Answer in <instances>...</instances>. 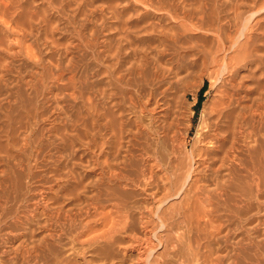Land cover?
<instances>
[{"label": "rangeland", "instance_id": "obj_1", "mask_svg": "<svg viewBox=\"0 0 264 264\" xmlns=\"http://www.w3.org/2000/svg\"><path fill=\"white\" fill-rule=\"evenodd\" d=\"M219 27L245 36L259 64L244 71L242 102L254 106L246 128L264 143L255 107L264 102V0H0V264H264V183L251 187L238 167L200 216L182 195L147 198L138 114L117 81L144 53L178 73L169 109L179 136L190 106L193 124L172 190H187L203 102L216 89L205 79L198 104L199 77ZM156 28L173 41L155 42Z\"/></svg>", "mask_w": 264, "mask_h": 264}, {"label": "bare ground", "instance_id": "obj_2", "mask_svg": "<svg viewBox=\"0 0 264 264\" xmlns=\"http://www.w3.org/2000/svg\"><path fill=\"white\" fill-rule=\"evenodd\" d=\"M234 18L237 19V17L235 16ZM236 19L235 21H237ZM235 25L236 23H234V26ZM237 26L238 25H236V27ZM156 29L153 32L151 30L152 34H155L154 35L155 37L154 38L152 37L155 42H158L160 45L163 46L164 42L168 41L167 39L172 40V37L169 36L170 34H167L166 29H164L166 32L163 30V28L162 29L160 28L163 31H161L160 29H157L160 31H156ZM235 29L237 30V28ZM219 30L217 31L215 50H214L213 55L211 56L210 66L207 70L203 69L204 71L201 72L200 77H199L200 87L203 85L205 79H208L211 83L210 86H212V88L214 86V88L216 89L214 90V94L212 95L211 100L206 101L207 100L206 99L203 102L204 107H203L202 114H201V120H203L202 118H205V120L201 121L202 124H200V126L198 127L196 131L197 133L195 136L200 137V138L198 137L199 139L196 138L198 139L196 140L198 141V147L195 148V150L193 151L191 150L192 152L190 151L191 153L189 154V157L191 159V164L189 167V174L187 176V179L185 180L187 181L186 183L188 186L187 190H182L183 189L182 188L177 193H174L172 190V188H174L173 185L175 182V178L177 176L175 172L179 171L183 167V161L181 159L182 158L181 156L184 155L185 153L184 149L186 148L187 137L189 136V133H190L189 131L191 129V124H193L191 122L193 109H192V106H190L188 107L190 110L189 115L186 114L189 117L188 119H186L187 120L186 122L188 123H187V128L185 130V134L184 135L182 134V136L181 135L179 136L177 133L178 128L176 131V123H178L176 121L178 119L175 121L178 115L175 117L173 111H172L173 113L171 114L170 110L172 109H169V103L172 99L171 98L172 96L169 95V97L171 96L170 97L171 99L168 97L169 98L168 100L167 93H168V89L170 88V85L172 84V82L174 80H177L176 78L178 77V73L176 74V71L171 70L170 67L163 66L159 62V60H157L156 57L152 56V54L148 55L147 53H144L140 56L139 61H137L133 65L131 64V68H132V69L130 68L132 70L131 76H129V74L126 76V78H123L124 76L123 77L117 76L118 77L117 81H120V82L123 81L125 85L127 86V87L125 86L126 87L125 96L127 95L129 102L131 103L132 107H134L135 109V113L138 114L137 121L139 122L136 123L135 133L141 136V138L143 139L142 142L144 144L142 145L143 147L140 148L142 149L141 167L139 171L136 172L138 173L137 181L139 182V185L141 186V190L143 191L144 195L147 196V198L152 199V201L154 202L155 201L162 202L163 204H165L164 203L165 201L173 197L182 195L186 197L185 199H188V201H190L192 205L191 208H188V209L191 212L194 211L197 214L199 213V216H200V213H206L207 210L210 211L211 209H214V208H211L210 206L214 203L213 202L211 204L212 199L215 200L214 198H216L217 196L218 198H220L219 196L222 197V195L225 194V190H226L225 188L227 187V184H229V182L231 181L233 174L236 173V169L238 167L239 168L243 167L245 174H244V177L242 178H244V181L248 183L250 186L252 185L251 187L255 185L256 188H258L259 187L258 185L260 183L261 184L264 183V143L259 142L258 144H256L257 143V142L255 143L256 137L254 136L253 138V134H251L253 133L252 132L253 129L250 130L246 128V125L244 124L245 122L244 120L246 119L245 117L248 116L247 113L250 112L251 110L249 107L252 106L253 104L248 107L246 105L244 106L243 105L244 103L242 102L243 97L247 96L246 94H244V91H246L245 88L249 87V86H246L247 85L246 83H244L245 81L244 71L246 69H248L249 71V68L251 66L254 69L253 71H256L259 64L253 62L250 59L251 56L249 55V52L245 47L246 45H248V43L246 44V42L248 41L245 40V36L243 40L241 39L243 38L242 35H240L241 37L239 36V38L237 37L233 38L234 34L231 36V35H228V33L223 32L221 28ZM173 39L174 41H176L175 38ZM206 51L210 52V49L209 50L206 49ZM202 56H203L202 61H205L204 55ZM206 57L208 58L207 55ZM202 58L200 57V59ZM129 72L131 71L129 70ZM246 74L247 73H245V75ZM253 74H256V73L253 72ZM177 83H179L178 80L176 84ZM172 90L170 92H172ZM260 102L261 101H259L255 107L257 108V110H259L258 114L261 116V118L264 119V110L262 111V108L264 107V104H263L264 102L263 103H260ZM251 113L253 114V112ZM252 114H249V115H252ZM143 119H146V122L145 121L143 122ZM243 124L245 125L244 128H243ZM245 128L248 129L249 131L244 130ZM245 131H248V133ZM132 132L133 131H131V134ZM135 133L132 135L134 136ZM249 138L253 140V142ZM162 148H164L166 150L165 152H167L166 160L162 159L163 157H161ZM161 169H164V170L162 171ZM191 172H194V173H191ZM190 173L194 175L190 176ZM208 175L212 176L211 177L212 182L215 181L213 182L214 183L213 186L215 187L208 186L207 181H204V179L207 178ZM238 175H235V176H238ZM235 178L239 179L237 177ZM121 179H125V178H121ZM242 180L243 179H241V181ZM135 183L136 182H134V184ZM183 186L185 187V185ZM251 187L246 190H250L248 192H253L254 194L255 192L251 189ZM256 188H255V191H256ZM166 209L168 208L167 207L164 209L162 208V211L164 212V210ZM185 209H187V207ZM116 223L117 222L115 221V225H111L110 227L117 226ZM110 227L109 229L111 230H109V232L111 233V231H114V229L112 230V228ZM106 230L108 229L106 228ZM105 234L106 232L103 233V235ZM103 235L101 234L100 237L103 238L104 237ZM93 239H97V238L95 237ZM140 247H141V244H140ZM136 251L139 254V258L141 259L143 257V250L136 248Z\"/></svg>", "mask_w": 264, "mask_h": 264}, {"label": "trees", "instance_id": "obj_3", "mask_svg": "<svg viewBox=\"0 0 264 264\" xmlns=\"http://www.w3.org/2000/svg\"><path fill=\"white\" fill-rule=\"evenodd\" d=\"M204 88H205V85H203L201 88L198 104L201 102V95H202V91L204 90Z\"/></svg>", "mask_w": 264, "mask_h": 264}]
</instances>
